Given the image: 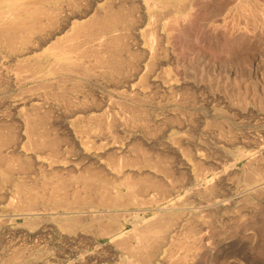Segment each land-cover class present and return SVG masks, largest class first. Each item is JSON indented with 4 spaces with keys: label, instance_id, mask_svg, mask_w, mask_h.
Instances as JSON below:
<instances>
[{
    "label": "rangeland",
    "instance_id": "374dc122",
    "mask_svg": "<svg viewBox=\"0 0 264 264\" xmlns=\"http://www.w3.org/2000/svg\"><path fill=\"white\" fill-rule=\"evenodd\" d=\"M211 8H213V10L212 13L209 14L210 11L207 10H211ZM213 11L215 13H213ZM173 15L168 18L169 21L163 28V43L165 44V47L164 51L161 53L162 55L160 56L161 63H158L159 66L157 65L155 67L156 69L154 74L156 75H154L153 77H155V79L158 78L159 81L161 79H164V77L165 79L169 78L168 80L175 84V92H168L165 91V89L163 90V87H161L158 79L156 80L158 82L157 83L155 80H151L152 77H149L147 79L145 78L146 81L144 82V84H146L147 86L146 95H149L151 92V95H149V97L148 95L137 97L135 95H129L128 97H118L115 93H111V96L114 99V106L117 107H114L113 110H117L118 113H121V116L122 113H124L122 116L124 120L127 119L129 122H131L134 117L147 121L145 122V128H143V130L137 131L136 133H134V136H132L133 138H130L131 140H129V142L131 141L132 144H130V142L128 145L129 147H133L132 149H135L134 147H136V151L129 149V153L131 154L132 150L134 152L138 151V153H144L149 156L146 152V150L148 149L147 151H151V153L149 151V153L151 154V156L149 157L151 158L153 157L152 155L154 153H157L154 156L155 159L158 158L156 163H159V166L162 165V167L164 166V169H167H165L164 172L165 176H163L164 174L161 175L162 178L164 177L163 179L165 181L166 179L169 180V177H171V180H176L177 183L175 181L172 182L173 185L170 187V189H167L168 192L170 191L169 193L165 192L161 187H153L156 190L152 188L148 193H146V195L141 191H139L140 195H138L137 193H135L136 191L132 192V190L131 192L130 190H128V192L126 193L127 189L124 190V188L116 191L109 189V194L108 190H104L105 192L102 190H96L94 191V194L89 193L88 195H84V193L81 191L80 193H82V195L84 196H80L76 201L74 200L76 198H73V195H71V191V193L69 192L64 199L63 192L57 190L56 188L54 189V186L58 187L60 183L64 181L68 182L71 178L75 177L77 175L76 173L75 175L73 172H69L70 174L62 172L63 174H66L64 175V177H62L63 174L61 172H56V175H47L48 173L46 172L40 173L39 175L34 176L37 183L36 181H32L34 183L29 182L30 184H32V186L35 185V183L41 186L43 185L42 183L46 182V184H44L46 186V191L43 194L44 197L39 213L31 214L26 217L14 216L11 220L0 216V264H173V261L175 263L176 260L178 264H182L183 262V264H264V188H261L260 190L258 189L256 190L257 192H254L246 190L245 187L246 185H249V183L251 184L249 180L253 176H264V174H262L264 173V170L262 171V169H264V21H262L264 20V0H191L185 10ZM255 19H257V21L259 22H257ZM129 38L131 39V41L136 40L135 37ZM156 71H158L159 74L158 72L156 73ZM159 75L163 76V78ZM192 75L194 78L192 77ZM136 79H134L133 81H138V78ZM150 80L152 81V84ZM146 82H149V85H147ZM154 82L156 83L154 84ZM1 84L0 89L4 88L7 89V91L0 93V96L4 97V99L0 98V110L3 111L2 113L0 112V118L2 117L4 119H10L12 118L11 114L14 108L11 103V99L13 96L16 97L17 94L22 92L23 88L27 85H17L16 87H12L9 90L6 86L4 87V85ZM156 85L159 86L156 87ZM127 87L128 85L121 86L123 90L127 91V93L130 94V92L128 91L129 88ZM20 89L22 90L20 91ZM103 90L107 93L106 87L104 85H100L90 91V94L93 93V95L91 94L90 97H95L96 94L95 98L97 99V101L94 98V100L96 101H94L96 103V107H100L99 103L97 102L100 100V96L102 95V93L103 95L106 94ZM152 90H154L155 92L159 90L163 91H159V93L156 92V94ZM180 90L183 92L182 94ZM96 91L99 92L100 95ZM162 95H164V97ZM181 95L184 97L182 98ZM133 96L135 99H132ZM150 97L153 99L151 100ZM180 97L184 99L185 103L182 99H180ZM136 99H142L144 101L141 100L140 103V101H137ZM122 101H126V103H129L130 107L129 104L127 105L125 103V105ZM119 102L120 104H124L127 109L125 110L126 107L120 106ZM132 104H135L134 107H138L137 110L135 109L136 111L134 110V112V107ZM130 108H132V110ZM139 108H142V111ZM178 108L182 110L180 111ZM185 110L187 113H185ZM159 113L163 114L160 115ZM135 114H137L139 117ZM169 114L171 115L170 120H175L168 121L170 116ZM166 117H168V119ZM159 118L161 121H158ZM60 119L57 118L59 122L56 120L57 125H60L58 126V128L56 127L57 125L55 126L56 130H53L54 133L57 136L67 139L69 143H74V141L68 138L70 134L68 133V129L66 128L67 121L72 118L62 116ZM65 120L66 122H64ZM177 120L181 122L184 120V125L183 122L179 125L180 122H176ZM62 121L63 124H65H62V126H64L63 129L66 128L67 130L62 129ZM129 122H126L128 124L120 125L117 128L119 129V131L116 130V133L114 134L117 136H115L117 140H123L125 136L133 133V129L131 128V124H129ZM170 122L173 123H171L173 127L169 125ZM161 124H164L165 128H169L165 129ZM127 125H129L130 127ZM149 125L151 128L149 127ZM155 125L156 127H154ZM182 125L184 126V128H182ZM59 128L61 131L57 130ZM72 128L76 129L79 127L75 122H73ZM163 128L165 132H163ZM142 132L145 133L143 134ZM146 133H148L147 136ZM118 134L121 135L119 136ZM184 134L188 136L185 137ZM62 135H68V137L66 138ZM135 136L137 139H135L136 143L139 142L137 144L135 142V144L133 143V141H135ZM148 136H150V139L148 138ZM151 136H154V138H152ZM186 138L188 139L186 140ZM156 141L157 143H159L157 144ZM97 142L94 143L96 146H99L103 143V141ZM140 142L144 143V145H142V143L140 144ZM176 142L178 143V146L175 144ZM145 143L149 145H146ZM179 143L181 145H179ZM71 146L76 148L75 144H72ZM142 146L143 148L147 147V149H142ZM74 148L72 149L73 152L77 151V148ZM138 148H140V150H137ZM104 150L106 152L109 150L112 153L110 154L109 152L106 153L104 151L106 154H110L111 156L113 155V149L105 148ZM180 150L183 151V155L185 154L184 156L182 155V151ZM158 153L159 155L162 154L160 155L161 159L159 158L160 156H158ZM166 155L168 156L166 157ZM163 157H165V159L167 160V163H163L166 165L161 164L162 162L166 161L165 159H163ZM250 157L252 158L250 159ZM154 158L152 159L154 160ZM196 159L198 161L194 162V160ZM168 163L169 166L172 167L171 169L168 168ZM196 163L198 165L202 163V166L200 165L198 169V165ZM229 165L231 166V168ZM185 166H187L189 169L187 170V167L185 168ZM87 167H92V165L88 164ZM196 169L197 172L199 170L197 174L195 172ZM185 170L187 171V173L185 172ZM253 170L257 171L258 174L254 175ZM167 171L169 174L166 173ZM202 171H204L205 173H201ZM249 171H253V174L249 173ZM173 173L177 174L174 175ZM166 174H168L169 176ZM247 174L252 175L250 176V178L248 177L249 183L247 181L248 178H245L249 176ZM69 175L70 177H68ZM170 175H172L173 177ZM179 175H187V177L183 176V178L181 177L182 179L178 181L176 178H179ZM197 175L199 177H197ZM158 176L160 175H157V178ZM160 177L158 179H162ZM65 178L68 179L66 180ZM42 179L44 181H42ZM183 179L185 180L183 181ZM168 180H166L165 182H167ZM179 182L181 183L179 184ZM211 183L214 184L216 188L213 185H210ZM203 184H205L206 186H203ZM240 184H242L243 186ZM177 185L181 187L178 189ZM197 186H199V188ZM159 188L165 193L161 194V191H157L160 190ZM196 188L198 191L195 190ZM189 189L190 191H188ZM214 189L217 190L215 191ZM48 190H51L50 192L54 195L49 193ZM58 192L62 193V195ZM212 192L214 193V195ZM250 192L254 193L250 194ZM149 193L151 194V196L149 195L150 197L147 196V194ZM206 193L208 194V196H205ZM126 194L127 197L124 198ZM153 194H155L156 198H158L157 195H159V199H162L163 194L164 197L162 200L158 199L159 201L154 202L156 198H152ZM170 194L171 196H169ZM131 195L134 197L133 199H135V201L128 200L132 199ZM142 195L147 196L148 200L147 197ZM215 196H217V198ZM245 196L246 198L248 197V199L245 198V200ZM47 197H49L50 199ZM106 197H111V199ZM170 197H173V201H170ZM210 197L211 199L213 197L214 198L211 200L209 199ZM241 198H243V201H241ZM99 199L102 203L99 202ZM136 199L138 200V202H136ZM207 199L209 200L206 201ZM220 199H222V201ZM111 200H115V203ZM176 201L181 202H178L179 204H173ZM139 203L142 204L140 205ZM59 204H61L62 206H58ZM219 205L221 206L219 207ZM149 210H151V212ZM106 212L114 214H111V216ZM115 212H122V215L120 213V215H118V213ZM85 214L87 216H83ZM76 215L78 216V218L76 217ZM167 215L169 216L167 217ZM174 215L179 217H174ZM156 216L158 217L152 220V218ZM164 216L166 217L165 219ZM27 219L28 221H26ZM98 219H101V222ZM131 220H133V222ZM107 221H109V223ZM106 222L107 226L105 224ZM177 222V225L179 226L175 227ZM117 223L120 224V226L118 225L117 227ZM149 223L151 224V226H149ZM171 223L175 224H173L175 228H173V225H171ZM90 224L93 226H90ZM190 224L192 225L190 226ZM99 225H103L102 227L105 228L103 229L100 226V230L99 227L97 228V230L96 227ZM109 226H112L113 228H108ZM106 228L110 230L106 231ZM114 228L115 230H113ZM148 228L152 229L146 231V229ZM188 228L190 230H188ZM94 229L97 230L99 234L97 233V231H94ZM171 229L173 230L172 232ZM197 229L200 233H198ZM166 230L168 231L166 232ZM128 231H131L132 233L135 231L136 233L139 232V234L137 233L139 236L134 233L132 234L131 232L129 235ZM119 232H121L119 235L123 234L121 235V237L126 240L125 242L122 241L123 239L120 236L119 238L118 235L117 241H112L116 237L114 235ZM104 233H107V235ZM166 233H168L167 236H173V240L169 236L167 237V239H163V236H165ZM184 233L186 234L184 235ZM145 234L152 237V239L155 237L153 236L154 234L156 235L158 240V237H161V235H163L161 237V239H163V243L160 240V246L154 248L155 252L152 251L148 258H143L142 253L140 251L138 253V250L135 247V245H137V241L143 239L145 237ZM181 235H184L185 237ZM141 236L144 237L142 238ZM130 237L132 239H130ZM133 237H135V240L133 239ZM136 237L139 238L137 239ZM111 238L113 239L111 240ZM153 240L155 241L156 239L154 238ZM169 241L170 243L172 242V245L168 244ZM193 241L195 242L193 243ZM126 243H129L130 245H127ZM170 247L171 249H169ZM189 247L191 248L189 249ZM165 248H168L169 251H167ZM127 249H129L130 251H128ZM177 252L180 254V256H182L181 258L179 257ZM167 253H170V255L174 258H171V256ZM136 255H138V257ZM162 257L165 258L162 259ZM167 257H170V259ZM11 258L12 260L14 258V260L12 261ZM166 259L171 260V262ZM10 260L11 262H9ZM130 260H134V262L131 263ZM148 261H150L151 263H149Z\"/></svg>",
    "mask_w": 264,
    "mask_h": 264
},
{
    "label": "bare ground",
    "instance_id": "6f19581e",
    "mask_svg": "<svg viewBox=\"0 0 264 264\" xmlns=\"http://www.w3.org/2000/svg\"><path fill=\"white\" fill-rule=\"evenodd\" d=\"M190 1L191 0H0V84L2 83L4 85V87L6 86L9 90H10V88L16 87L17 85H22V84L27 85L26 87H24L25 89L23 88L22 92L17 94L16 97L13 96L11 99V103L14 106L12 114H11L12 118H10V119H7V118L4 119L2 117L0 118V216L6 218L8 220H11V219H13L14 216L26 217V216L31 215V214L39 213V211L41 210V203H42V200L44 197L43 194L46 191V186L44 185V184H46V182L42 183L43 185L39 186V184L38 185L36 184L37 181L35 180L34 176H37L43 172L48 173L47 175L55 174L56 172H61V173L62 172L63 173L73 172L74 174L76 173L77 175L75 174L76 176L71 178L68 182L64 181V182L60 183V185H58V187L54 186V189L56 188L57 190L63 192V194H64L63 198L64 199H65V196L68 195V193L71 191L72 193L71 192L70 193H71V195H73V198H76V199H74L76 201H77V198H79L80 196L88 195L89 193L94 194V191H96V190H102V191L108 190V194H109V189L116 191V190H120V189L124 188V190L127 189L126 193L128 192V190H130V192L132 190V192L136 191L135 193H137L138 195H140L139 191L144 192L146 195V193H148L149 190L152 189L153 187H161L165 192H168L167 189H170V187L173 185L172 182L175 181L177 183L176 180H174V181L171 180V177H169L170 178L169 180L166 179V180H168L167 182H165L166 180L164 181V179H163L164 177L162 178L161 175L164 174L163 176H165L164 172H165L166 168L164 169L163 168L164 166L163 167H162V165L159 166L158 165L159 163H156L158 158L155 159L154 156L157 153L153 154V152H152V154H153L152 158H154V160H153L151 157H149V156H151V154H150L151 151L149 150L150 151V153H149V151H147L148 150L147 147L143 148V146H142L141 148L142 149L146 148L147 150L146 149L145 150L149 156H147L144 153L143 154L138 153V151L134 152V151H136L135 150L136 147H134L135 149H132L133 147H129L128 144L131 142V141L129 142V140H131L130 138L132 136H134V133H136L137 131L143 130V128H145V126H146L145 122H147V121H144L140 118H134V117L131 120V122H129L127 119L124 120V118L122 117L124 113H122V116H121L120 115L121 113H118L117 110L116 111L113 110L114 107H116V106H114V99L111 96V93L117 94L118 97L119 96H127L128 97L129 95H135L137 97V96H145L146 95L147 86H146V84H144V82L146 81L145 78L147 79L149 77H152L151 80H153V81L154 80L156 81L158 79V78L155 79V77H153V76L156 75V74H154L155 69H156L155 67L158 65V63H161L160 62V56L162 55L161 53L164 51V47H165V44L163 43V40H164L163 39V28L166 25V23H168V21H169L168 18L171 17V15H173V14H176L178 12L185 10L188 7ZM209 9L207 11H210L209 14H211L213 8H211V10H209ZM215 11H216V9H215ZM244 11H246V10H244ZM244 11H243V13H244ZM251 11H252V9H251ZM254 11H255V9H254ZM213 13H215V12L213 11ZM255 20L257 21V19H255ZM262 21H264V20H262ZM257 22H259V21H257ZM129 37H135L136 40L131 41V39ZM158 70H160V69H158ZM157 72L158 71H156V73ZM158 74H159V72H158ZM160 77L163 78V76H160ZM192 77H193V75H192ZM136 78H138V81H133ZM168 79L169 78L165 79V77H164V79H161L160 81L158 79V82L160 83L161 87H163V90L165 89V91H168V92H172V91L175 92V89H176L175 84H173ZM151 80H150V82L152 84ZM156 82H154V84ZM100 85H104L106 87L107 93L103 90L106 93L103 95V93L101 92L103 96L101 95L100 100L98 99L100 102L99 101L97 102V103H99L100 107L98 105H97L98 107H96L95 106L96 105L95 102L97 101V99L95 98L96 94H95V97L92 96L93 97L92 98L90 96H91V94L93 95V93L90 94V91H92L95 87H98ZM124 85H126V86L128 85L127 88H129L128 91L130 92V94L121 88V86H124ZM147 85H149V82L147 83ZM157 86H159V85H156V87ZM154 87H155V85H154ZM0 88H1V86H0ZM14 89H17V88H14ZM21 90L22 89H20V91ZM154 90H152V91H154ZM181 90H180V92L182 94L183 92ZM5 91H7V89H4V88L0 89V93L5 92ZM159 91H156V92L159 93ZM162 91H160V92H162ZM97 93L100 95L99 92H97ZM13 95H14V93H13ZM149 95H151V92ZM149 95H148V97H149ZM153 96H155V95H153ZM162 96L164 97V95H162ZM181 97L183 98L184 96L181 95ZM181 97H180V99H182ZM0 98L4 99L3 96H0ZM94 98L96 101L94 100ZM132 99H135L134 96ZM150 99L152 100L153 98L150 97ZM141 100L138 99L137 101H140V103H141ZM182 100L184 101V99H182ZM142 101H144V100H142ZM174 102H176V101H174ZM180 102H182V101H180ZM8 103H10V102H8ZM123 103L125 104L126 101ZM184 103H185V101H184ZM184 103H182V104H184ZM124 104H122V103L120 104V102H119V105L124 106V107H126L125 105L126 104L128 105L129 103H126L125 105ZM150 104H152V103H150ZM134 105H133V107H134ZM5 107H4V110H5ZM129 107H130V104H129ZM132 108H130V109L132 110ZM137 108L135 106L133 109V112L135 109L137 110ZM180 108H178V109L180 110ZM0 109H1V107H0ZM126 109H127V107L125 108V110ZM6 110H9V109H6ZM140 110L142 111V108ZM0 112L2 113L3 111L0 110ZM129 113H131V112H129ZM136 113H138V112H136ZM185 113H187L186 110H185ZM159 114L162 115L163 113H159ZM179 114H177V115H179ZM181 114H182V112H181ZM135 115H137V114H135ZM58 116L60 118L62 116L72 118V119H69L66 123V128L68 130L66 128H64L68 131L70 136L69 137H68V135L67 136L62 135V136H65L66 138L68 137L70 140L74 141V143H71V142L69 143L67 141V139H64L63 137L57 136L54 133L53 130H56L55 126L57 125V121H58L57 118L60 119ZM139 116H140V113H139ZM166 116H167V114H166ZM170 117H171V115L169 116L168 121L175 120V119L170 120L171 119ZM166 118L168 119V117H166ZM166 118H165V120H166ZM172 118H173V116H172ZM176 118H177V116H176ZM183 118H186V117H183ZM162 119H164V118H162ZM159 120H160V118L158 119V121ZM178 121L179 120H177L176 122H178ZM186 121H188V120H186ZM64 122H66V120ZM73 122H75L79 128L73 129L72 128ZM126 122H129V124H131V128L133 129V133L125 136L126 139L124 137V139H125V140L123 139L124 141L120 140V139L117 140V138H116L117 136L114 134L116 133V130L119 131V129H117V128L120 125L128 124ZM179 122H180L179 125L182 124L181 121H179ZM171 123L172 122H170L169 125H171ZM62 124H63V121L61 123V126H62ZM186 124H187V122H186ZM59 125L60 124H58L56 127L58 128ZM63 125H65V124H63ZM161 125L164 127V124H161ZM183 125H184V122H183ZM127 126H129V125H127ZM171 126L173 127V125H171ZM63 127L64 126H62V129H63ZM149 127H150V125H149ZM154 127H156V125ZM165 127H166V123H165ZM181 127H180V129H181ZM125 128H126V126H125ZM164 128H163V130H164ZM168 128H165V129H168ZM182 128H184V126ZM226 129H228V128H226ZM57 130L59 131L60 128ZM163 132H165V130ZM149 133H151V132H149ZM235 133H236V131H235ZM147 134L148 133H146V136H147ZM227 134H228V132H227ZM118 135L120 136L121 134H118ZM220 135H221V133H220ZM186 136H188V135H185V137ZM149 137L150 136H148V138ZM152 138H154V136ZM135 139H136V136L134 137V140ZM180 139H182V138H180ZM187 139L188 138H186V140ZM136 140L135 141L132 140L133 143L134 142L136 143ZM97 141H103V143L100 144L99 146H96L94 143ZM174 141H175V139H174ZM176 141H178V140H176ZM137 143H139V142H137ZM141 143L142 142H140V144ZM147 143H149V142H147ZM156 143H157V141H156ZM170 143H172V142H170ZM180 143H179V145H181ZM72 144H75L77 151L73 152L72 149L74 147L71 146ZM130 144H132V142ZM175 144L177 145L178 143L176 142ZM142 145H144V143H142ZM146 145H149V144H146ZM106 146H109V147H106ZM130 146H132V145H130ZM76 148H74V149H76ZM105 148L113 149V155L112 156L110 155L112 153L109 150L106 152L104 150ZM168 148H166V149H168ZM129 149H132L134 151L131 150V154H130ZM137 150H140V148H138ZM182 150H180V151H182ZM104 151L106 153L109 152L110 154H106ZM203 151H204V149H203ZM173 153H174V151H173ZM160 155H162V154H160ZM160 155L158 153V156H160ZM182 155H183V151H182ZM245 155H247V154H245ZM167 156L168 155H166V157ZM259 156H258V158H259ZM159 158L161 159V156ZM169 158H167V159H169ZM196 158H198V157H196ZM251 158L252 157H250V159ZM254 158H255V156H254ZM163 159H165V157H163ZM195 161H198V160L196 159V160H194V162ZM158 162H159V160H158ZM176 162H178V161H176ZM201 162H202V160H201ZM163 163H167V160L165 162H162L161 164H163ZM169 163H168V168L171 169L172 167L169 166ZM88 164L92 165V167H87ZM201 164H199V165L197 164L198 169H199V166ZM163 165H166V164H163ZM186 165H187V163H186ZM186 167L187 166H185V168ZM230 168H231V166H230ZM169 169H168V171H169ZM188 169L189 168L187 167V170ZM251 169H253V168H251ZM180 170H181V167H180ZM202 170H204V169H202ZM263 170L264 169H262V171ZM168 171L166 173H168ZM253 171H249V173H252ZM181 172H184V171H181ZM185 172L187 173L186 170H185ZM195 172L197 174L199 172V170L197 172V169H196ZM203 172L204 171H202L201 173H203ZM255 172H257V171H254V175L258 174V172L257 173H255ZM58 174H60V173H58ZM62 174H60V175H62ZM168 174H166V175H168ZM176 174H174V175H176ZM262 174H264V173H262ZM64 175H66V174H63L62 177H64ZM157 175H160L161 177L158 176V178L160 177L162 179H158ZM181 175H182V173H181ZM198 175H201V174H198ZM198 175H197V177H199ZM247 175H249V176L245 177L246 179L248 177L250 178V176H252L251 174H247ZM170 176H172V175H170ZM183 176L187 177V175H183ZM183 176L179 175L180 179L179 178H176V179L179 181L183 178ZM257 176L256 177L253 176L254 178L252 177L254 180L252 178H250V180H249V178L247 179V181L249 180L251 182V184L248 181L249 185L245 186L246 190L255 192L258 189L260 190L261 188H264L263 187L264 186V176L261 177L259 175L260 177L258 176V178H257ZM68 177H70V175ZM65 179H62V180H65ZM239 179H241V178H239ZM184 180L185 179H183V181ZM32 181H34V182L36 181L35 185H33V186H32V184L29 183ZM42 181H44V180L42 179ZM34 182H32V183H34ZM181 182H179V184ZM195 183H198V182H195ZM209 183H210V181H209ZM209 183H208V185H209ZM205 184H203V186H206ZM210 185L214 186V184H212V183ZM240 185H242V184H240ZM203 186H201V187H203ZM51 187H52V185H51ZM180 187L181 186H178V189ZM197 187L199 188V186H197ZM214 187L216 188V186H214ZM194 188H195V186H194ZM204 188H207V187H204ZM153 189H155V188H153ZM51 190H48L49 193H51L50 192ZM163 190L161 191V189H160L157 191H159V192L161 191V194H162V193H165V192H163ZM195 190L198 191L197 188ZM214 190L216 191L217 189H214ZM81 191L84 193V195H82V193H80ZM188 191H190V189ZM104 192H103V195H104ZM58 193H60V192H58ZM156 193H158V192H156ZM209 193H211V192H209ZM253 193L250 192V194H253ZM60 194L62 195V193H60ZM124 194H125V191H124ZM155 194H153L154 197L152 195L153 199L156 198ZM257 194H254V195H257ZM52 195H54V194H52ZM128 195H129V193H128ZM145 195H142V196H145ZM149 195L151 196L150 193L147 194L148 197H150ZM213 195H214V193H213ZM123 196H125V195H123ZM147 196H145V197H147ZM157 196H158V198H156V200L154 202L159 201L161 199V198L159 199V195H157ZM169 196H171V194ZM205 196H208V194L206 193ZM126 197H127V194L124 198H126ZM131 197H132V199H128V198L127 199L135 201V199H133L134 197L132 195H131ZM148 197H147V200H148ZM163 197H164V194H163ZM163 197H162V199H163ZM174 197H175V195H174ZM215 197L217 198V196H215ZM47 198H49V197H47ZM106 198L111 199V197H106ZM170 198H171L170 201H173L172 200L173 197H170ZM245 198H246V196L244 197V199ZM209 199H211V197ZM209 199H207L206 201H208ZM241 199H242L241 201H243V198H241ZM246 199H248V197ZM66 200H68V199H66ZM196 200H197V198H196ZM220 200L222 201V199H220ZM102 201H103V199H102ZM111 201L114 202L115 200L114 201L111 200ZM144 201H145V199H144ZM94 202H95V200H94ZM99 202H101V200ZM136 202H138V200ZM178 202L179 201H176L173 204H176V203L179 204L181 201L179 203ZM96 203H97V201H96ZM62 204H64V203H62ZM106 204H107V201H106ZM150 204H151V202H150ZM223 204H225V203H223ZM60 205L61 204H59L58 206H60ZM220 206L221 205H219V207ZM72 207H73V205H72ZM82 207H84V206H82ZM155 210H156V208H155ZM83 211H84V208H83ZM149 211L151 212V210H149ZM106 213H109V212H106ZM115 213H118V212H115ZM119 213H118V215H120L122 212L120 214ZM111 214H114V213H111ZM83 216H87V215L85 214ZM83 216H81V217H83ZM168 216L169 215H167V217ZM74 217H75V215H74ZM74 217H69V218H74ZM76 217L78 218L77 215H76ZM124 217H125V215H124ZM157 217L158 216L152 218V220L156 219ZM161 217H163V216H161ZM174 217H179V216L174 215ZM45 218H48V217H45ZM165 218L166 217L164 216V219ZM32 220H33V218H32ZM98 220L100 221L101 219H98ZM126 220H128V219H126ZM176 220H178V219H176ZM26 221H28V219ZM34 221H36V220H34ZM131 221L133 222V220H131ZM175 221H174V223H175ZM107 222L109 223V221H107ZM107 222L105 223L106 226H107ZM145 223H147V222H145ZM105 224H104V226H105ZM144 224H143V226H144ZM173 224L171 223V225H173ZM177 224H178V222L176 223V225L174 224L175 227L179 226ZM93 225H94V222H93ZM93 225L90 224V226H93ZM118 225L120 226V224L117 223V227H118ZM174 225H173V228H175ZM191 225L192 224H190V226ZM100 226L101 225L97 226L96 229L99 227V230H100ZM102 226H101V228H103ZM149 226H151V224ZM111 227L109 226L108 228H111ZM108 228H106V231L110 230ZM159 228H162V227H159ZM168 228H169V226H168ZM2 229H3V227H2ZM150 229H152V228H148V229H146V231H149ZM190 229H191V227H190ZM190 229L188 228V230H190ZM97 230L94 229V231H97ZM113 230H115V228ZM142 231H143V229H142ZM144 231H145V229H144ZM167 231L168 230H166V232ZM172 231L173 230L171 229V232ZM101 232H102V229H101ZM130 232H129V235H130ZM97 233H98V231H97ZM107 233H109V232H107ZM107 233H104V234L107 235ZM120 233L121 232L114 235V236H116L115 239L112 240L113 238H111V240L114 242L117 241V235H118V237L119 236L121 237V235H123V234L119 235ZM133 233L139 234V232L136 233V231ZM198 233H200L199 230H198ZM126 234H127V232H126ZM148 234H150V233H148ZM167 234L168 233H166L165 236L161 235V237L163 236V239H167V237L169 236V235L167 236ZM185 234L186 233H184V235ZM146 235L147 234H145V237L143 236L144 238L141 236L143 239L138 240L137 245H135V247L138 250V253H139V251L142 253L143 258H148L150 253L152 251H154V248L160 246V244H161L160 240L161 241L163 240V239H161V237H158L159 238V240H158L156 235L153 234V236H155L154 238L156 240H158V241H156V240L154 241L153 240L154 238L152 239V237H150L148 235L146 236ZM184 235H181V236H184ZM200 235H198V236H200ZM169 237H171V236H169ZM172 237H171V239H172ZM184 237H182V238H184ZM119 238H118V240H119ZM136 238L138 239L139 237H136ZM130 239H132V238L130 237ZM133 239L135 240V237H133ZM122 241L125 242L126 240L123 239ZM195 241H197V240H195ZM195 241H193V243ZM162 243H163V241H162ZM171 243L169 241L168 244L172 245ZM127 245H130V244L128 243ZM132 245H134V244H132ZM174 246H175V244H174ZM190 248L191 247H189V249ZM165 249L167 251H169V249H171V247L169 249L168 248H165ZM177 249H179V248H177ZM127 250L130 251L129 249H127ZM172 250H173V248H172ZM131 254H133V253H131ZM167 254L170 255V253H167ZM153 255H157V254H153ZM178 255L180 258L182 257V256H180L179 253H178ZM136 256L138 257V255H136ZM165 256H166V254H165ZM14 257H16V256H14ZM172 257L173 256H171V258ZM164 258L162 257V259H164ZM167 258L170 259V257H167ZM169 259H166V260H169ZM11 260H12V258H11ZM11 260L9 262H11ZM13 260H14V258H13ZM169 261L171 262V260H169ZM132 262H134V260H132L131 263ZM148 262L151 263L150 261H148ZM166 262H168V261H166ZM175 263L178 264L177 260ZM175 263L173 261V264H175Z\"/></svg>",
    "mask_w": 264,
    "mask_h": 264
}]
</instances>
